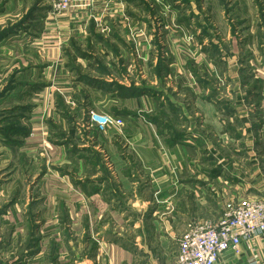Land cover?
<instances>
[{
    "label": "crops",
    "instance_id": "crops-1",
    "mask_svg": "<svg viewBox=\"0 0 264 264\" xmlns=\"http://www.w3.org/2000/svg\"><path fill=\"white\" fill-rule=\"evenodd\" d=\"M121 1L97 0L61 16L67 19L61 23L69 31L66 45L72 47L68 60L58 51L61 45L65 49V40L55 39V56L41 76L51 80L39 91L45 95V103L32 104L28 120L23 121L30 127L29 135L14 148L3 144L0 136V257L4 264H167L170 260L169 264H175L178 252L173 258L168 256L173 243L165 242L169 240L163 231L174 221L184 223V214L161 220L167 215L161 212L165 205L183 206L187 192L197 199L204 186L212 192L216 185L241 197L264 199V101L260 102L264 79L258 77L262 82L258 91L250 88L246 83L251 84L250 63L234 53L238 77L234 71L223 75L230 78L232 74L233 81L244 79L243 92L239 90L244 98L232 105L230 93L223 98L213 85V78L218 77L212 66L217 65V55L209 52L181 61L174 52L173 58H166L163 45L164 54L156 58L148 52L149 44L139 62L145 74L133 76V67L120 62L122 46L130 44L128 30L133 26L147 30L152 23L150 13L177 16L181 7L175 0H156L155 9L144 1L145 6H140L142 0H130L127 6ZM218 2L223 10L241 7L239 0L231 5L227 0ZM256 5L262 8V0ZM242 7L238 9L245 13ZM175 22L170 25L164 19L158 28L152 27L165 44L183 30L179 18ZM210 43L221 50L220 45ZM261 70L264 73V67ZM114 83L125 89L133 87L140 96H117ZM36 92L30 91V96ZM232 93L239 95L238 91ZM219 103L226 109L220 120ZM88 110L121 118L126 123L123 134L109 127L104 135L89 130L82 135L80 118ZM60 131L65 139L59 138ZM218 131L224 138L230 134V142L248 138V156L239 159L226 153L231 163L213 161V154L221 158L216 149ZM67 140L72 145L64 144ZM105 156L114 170H109ZM191 157L196 163L189 161ZM235 161L241 169L235 168ZM247 162L250 168L245 166ZM25 163L39 169L44 164L47 168L55 165L66 187L49 185L39 199L28 188L26 198L24 186L22 195L19 190L22 176L21 181L16 178ZM217 197L222 213L223 202L231 195ZM185 231L182 228L178 240ZM216 264H264V241L258 237L243 240L240 256L229 252Z\"/></svg>",
    "mask_w": 264,
    "mask_h": 264
},
{
    "label": "rangeland",
    "instance_id": "rangeland-1",
    "mask_svg": "<svg viewBox=\"0 0 264 264\" xmlns=\"http://www.w3.org/2000/svg\"><path fill=\"white\" fill-rule=\"evenodd\" d=\"M129 1L130 0H122L121 2L123 6H127ZM143 1L147 2L150 6H153L154 9L155 6H157L156 0H142L139 2L140 6H145ZM184 1L187 2L185 3ZM184 1H174V3H180V15L176 16L175 13L152 15L150 13L149 17L152 19V23L149 25L150 27L147 28V30H135L136 27L134 26L131 32L127 29L129 32L127 42H130V44L122 46L123 58L126 57L127 59L122 58L120 59V62L123 60L126 67H133V76L136 74H139L140 76L142 74V76H144L145 72L142 66L139 67V62L143 60V48L147 47V44L150 45L148 52H152L156 58H159L164 54L163 45L167 48L166 54H164L166 58H173L174 52V54L179 56L181 61L195 59L194 56L198 57V55L203 57L211 52L213 56L217 55L216 58H218L217 65H212L216 68L218 76L217 79L213 78V85H215L216 90L223 95V98L225 97V93L227 94L229 92L231 95L229 96V104L237 105L241 99L244 98L243 95H240V91L243 92L242 89L244 88V79H239L242 82L240 85L239 80H232V74H230V78L224 77L223 74L226 73V71H234V77H236L238 72H235V70H237L239 62L238 58L233 56L235 53L237 55L240 54L244 61L248 60L250 63V68L248 69L250 71L248 73L249 76L252 77H249L248 80H250L251 84L247 83V85H250V88L253 89V80H257L260 77L264 79V73L261 70L264 67V62L262 61L264 58V0H262V9L261 6H259L260 8L257 7L255 0H239L241 2V7L243 4L242 8L244 12L246 11L245 13L241 12V7H237L235 9L231 8L229 11L223 10L219 7L218 0H200L199 2L196 0ZM234 1L235 0H227L229 5H231V2ZM153 2H155V5ZM52 7L53 4L51 0H0V32L6 29L16 28L18 26L21 27V30H19L20 28L15 29L12 34L5 37V39L0 42V93L4 92V88L9 85L11 78L14 79L15 83L13 84H16L17 86V89L14 92L12 91L14 95H9V93L5 99L0 102V111L17 105H44L45 95L42 94V92L37 91L30 96L27 94V90L29 89L28 84H33L32 80L35 81V85L42 83L49 84L51 82L47 75L45 78H41V76H43L45 66L48 64L49 60L55 56L53 48V42L55 39L59 38V42L60 40L62 41V39L65 40V49H63V45L60 44L61 46L58 47V51L66 61L68 60V56L71 54L69 51L72 50V47L69 49V46L66 45L68 44L66 39L69 38V31H67L66 26L61 24L65 23L67 19L63 17L57 18L58 20L53 19L50 13L52 11ZM161 17L165 19L167 24L168 19L171 25L175 22V20H177V18H179V22L182 24L183 30L175 32V38H171L169 44H165L166 42H164L163 36L159 37V31L152 29L153 26L158 28V24L162 23L164 19H161ZM127 18L133 21V18H130L129 16H127ZM112 33L113 31L111 34ZM83 38L84 36L80 39L81 46L82 44H85L83 42ZM210 42H212V44L220 45L221 50L219 51V49H217V52L216 48L210 45ZM79 53L81 52H78V54ZM122 64L123 63H120V65ZM31 74L33 75L30 78ZM247 85L245 87H247ZM18 87L20 88L18 89ZM233 91H238L239 95L232 93ZM262 101H264V99L260 100L261 103ZM222 110L226 112L224 106L219 103V120L221 119L220 117L224 116V114H222ZM83 114L85 116V112ZM83 114L80 118V129L83 133L82 135H85V131H87L85 124L87 123L88 118H83ZM202 118L204 119V117ZM124 126H126L125 122ZM122 130L120 132H122ZM89 131H94L98 135H104L103 132H99L94 129ZM119 134H123V132ZM222 136L223 134L218 131L216 149L219 154L217 156H220L221 158H217L216 155L213 154V161L214 159L216 161H223L221 163L222 165H226L227 162L231 163L233 160L231 158H228L227 160L226 153H230V155L233 154L235 158L239 159L243 156H248V152H250L249 144L251 143L246 142L248 138L242 137V140L240 139L239 142H237V140L230 142L229 139L232 137L230 134L225 138ZM221 147H223V149H221ZM235 150H238V152ZM1 152L3 151L0 148V153ZM105 160L107 162V166L111 164L107 156H105ZM225 160L227 162H225ZM189 161L196 163V160L192 157ZM248 164L250 163H245V166H249ZM111 166L113 169L112 164ZM193 167L194 165H191V168ZM56 168L57 167L55 165H48L47 168L44 164L39 169L33 164L29 165L25 163L22 169L23 171L21 172V170H19L20 172L16 177L19 178L18 181H21L20 178L22 176L23 182L20 185L19 190L21 191L22 186H24L26 195L27 189L29 188L33 197L36 198L37 195V199H39L46 193V188L49 185H58V188L64 189L66 187V183L58 177V170ZM235 168L241 169V164L236 163ZM44 178H48L50 183H47ZM204 184H208V182ZM215 188L217 190L214 189L211 192L210 188L204 186L201 197L199 195L197 199H191V197H188L187 192L183 206L169 205L167 207V205H165L164 210H161V212L167 214L162 215L161 220H164L166 216L169 215L176 216L178 213L184 214V216L179 214L182 218H184V223L180 222L177 224V222L173 220L174 223L171 228L169 230L167 228V231L164 229L163 231L164 237H168L167 240H169L166 241L164 239L165 242L173 243L169 246L170 251H168V256L173 258L175 252L177 254V236L182 233V228H186L187 230L188 225L192 222L211 221L219 217L221 211L217 201L218 194L222 199L225 198L226 193L231 196L238 195V192L229 188L226 189V187L216 185ZM20 193L22 195L23 192L21 191ZM27 197L28 196L26 195V198ZM170 262H167V264Z\"/></svg>",
    "mask_w": 264,
    "mask_h": 264
},
{
    "label": "built area",
    "instance_id": "built-area-1",
    "mask_svg": "<svg viewBox=\"0 0 264 264\" xmlns=\"http://www.w3.org/2000/svg\"><path fill=\"white\" fill-rule=\"evenodd\" d=\"M53 18L69 13L73 8L91 4L97 0H51ZM99 1V0H98ZM104 1V0H100ZM114 2L116 0H109ZM86 2V3H85ZM87 130L105 133L109 127L121 131L124 121L108 114L89 111ZM109 170H113L111 164ZM264 241V199L233 195L223 202L222 213L216 221L192 222L178 240L175 264H216L222 256L231 252L241 255V242L253 238ZM0 264H4L0 257Z\"/></svg>",
    "mask_w": 264,
    "mask_h": 264
},
{
    "label": "trees",
    "instance_id": "trees-1",
    "mask_svg": "<svg viewBox=\"0 0 264 264\" xmlns=\"http://www.w3.org/2000/svg\"><path fill=\"white\" fill-rule=\"evenodd\" d=\"M256 3L261 2V0H255ZM261 6V5H259ZM263 8V6H262ZM261 8V9H262ZM261 11V10H260ZM20 28V29H19ZM15 29H19L21 30V27L18 26L16 28H12V29H6L0 32V42L3 41L5 39V37L9 36L10 34H12L14 32ZM14 79L11 78L9 81V85H7L4 88V92L0 93V102L5 99V97L11 93L13 90L17 89L16 84H13ZM91 83L97 85L99 83H97V81H93L91 80ZM248 83V82H246ZM253 89L257 90L259 89V87L261 88L262 86V82L259 80H253ZM45 83L39 84V85H33L32 83L28 84L29 86H31V90L33 91L35 89V91H40L44 88ZM114 85L116 86V88L118 89V93H116L117 96L120 97H125V98H133V97H139L140 95L137 94L133 89V87H131V89H125L123 86L118 85L117 83H114ZM19 88V87H18ZM30 91H27V94L30 95ZM258 91V90H257ZM256 91V92H257ZM114 93V94H115ZM59 107H61L62 109H65L62 103H59L58 105ZM33 109V105L27 104V105H17L8 109H3L2 111H0V136L2 138V142L3 144L14 148L15 146H20L21 145V138L27 137L30 133V127L28 125H24L23 121H27L28 120V114L32 111ZM64 111V110H63ZM89 110L86 112L85 116L83 114V118H87V114H88ZM164 115L163 112H161V117ZM68 118V116H66ZM50 127L53 129L58 130L57 127L53 126V123L50 122L49 123ZM74 129V134L76 132V129ZM60 139H65V134H63L61 131L57 133ZM64 144L66 145H72L71 141L67 140V141H63ZM78 144L75 143V147ZM73 147H70V149H72ZM72 151H75V149H73Z\"/></svg>",
    "mask_w": 264,
    "mask_h": 264
}]
</instances>
